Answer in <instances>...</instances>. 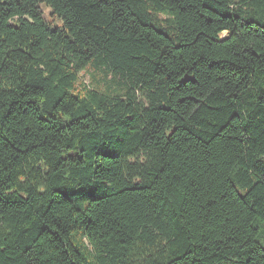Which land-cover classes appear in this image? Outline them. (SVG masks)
I'll return each instance as SVG.
<instances>
[{"label": "trees", "instance_id": "obj_1", "mask_svg": "<svg viewBox=\"0 0 264 264\" xmlns=\"http://www.w3.org/2000/svg\"><path fill=\"white\" fill-rule=\"evenodd\" d=\"M0 264H264V0H0Z\"/></svg>", "mask_w": 264, "mask_h": 264}, {"label": "rangeland", "instance_id": "obj_2", "mask_svg": "<svg viewBox=\"0 0 264 264\" xmlns=\"http://www.w3.org/2000/svg\"><path fill=\"white\" fill-rule=\"evenodd\" d=\"M44 16L45 18L49 21V22H52V24L56 25V26H60L61 24V21H59V19H56V18H53L51 15H50V10L48 9H45L44 10ZM224 36V35H223ZM85 83L86 84H89V75H85V79H84Z\"/></svg>", "mask_w": 264, "mask_h": 264}]
</instances>
